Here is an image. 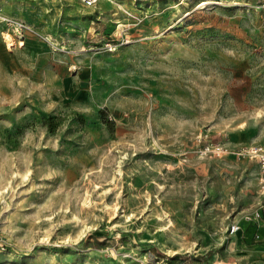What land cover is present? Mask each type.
I'll use <instances>...</instances> for the list:
<instances>
[{"label":"rangeland","instance_id":"1","mask_svg":"<svg viewBox=\"0 0 264 264\" xmlns=\"http://www.w3.org/2000/svg\"><path fill=\"white\" fill-rule=\"evenodd\" d=\"M251 145L264 0H0V264H264Z\"/></svg>","mask_w":264,"mask_h":264},{"label":"built area","instance_id":"2","mask_svg":"<svg viewBox=\"0 0 264 264\" xmlns=\"http://www.w3.org/2000/svg\"><path fill=\"white\" fill-rule=\"evenodd\" d=\"M84 1L87 5H92V3L94 2V0H84ZM212 148H214V150H216L217 153H220L223 150V147L219 145V143L211 144V147L209 145L206 146V150H211ZM236 153L238 155L248 157L256 162L258 166L259 187L264 192V146L251 145L238 149ZM238 229H239V225L231 224L229 232L233 233L236 232Z\"/></svg>","mask_w":264,"mask_h":264},{"label":"bare ground","instance_id":"3","mask_svg":"<svg viewBox=\"0 0 264 264\" xmlns=\"http://www.w3.org/2000/svg\"><path fill=\"white\" fill-rule=\"evenodd\" d=\"M94 1H96V0H94ZM5 39H6V42H7L8 45L11 44L10 43L11 42V38H10V36L8 34H5Z\"/></svg>","mask_w":264,"mask_h":264},{"label":"trees","instance_id":"4","mask_svg":"<svg viewBox=\"0 0 264 264\" xmlns=\"http://www.w3.org/2000/svg\"><path fill=\"white\" fill-rule=\"evenodd\" d=\"M175 261H174V258L173 257H171V258H169L168 259V263H174Z\"/></svg>","mask_w":264,"mask_h":264}]
</instances>
